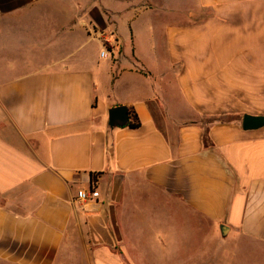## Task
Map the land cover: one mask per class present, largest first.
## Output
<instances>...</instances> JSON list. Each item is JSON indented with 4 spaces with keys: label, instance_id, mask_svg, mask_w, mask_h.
Segmentation results:
<instances>
[{
    "label": "crops",
    "instance_id": "crops-1",
    "mask_svg": "<svg viewBox=\"0 0 264 264\" xmlns=\"http://www.w3.org/2000/svg\"><path fill=\"white\" fill-rule=\"evenodd\" d=\"M44 1L0 0V260L62 264L80 245L117 264L156 225L168 252L176 212L264 245V126L241 124L264 115V0H97L115 16L103 40ZM117 106L140 126L112 127Z\"/></svg>",
    "mask_w": 264,
    "mask_h": 264
},
{
    "label": "rangeland",
    "instance_id": "rangeland-1",
    "mask_svg": "<svg viewBox=\"0 0 264 264\" xmlns=\"http://www.w3.org/2000/svg\"><path fill=\"white\" fill-rule=\"evenodd\" d=\"M156 1L158 4H165V0ZM72 2L77 3L76 10L71 8V5L75 4ZM39 4L43 9L37 12H49L51 7L52 19H50L53 24H55L54 15L58 17L61 16V11H70V16L74 15V25L80 26L81 22H86L83 27L92 36L95 35L97 37L99 34L103 40L106 36L113 35V32L109 31V27H106L105 31L101 27L104 24L113 22L115 16L108 9L99 8L97 0H51ZM98 10L100 15H97ZM91 15H94V21ZM42 16L45 17L44 15ZM43 17L38 15L36 19L32 18V20L23 21L25 23L19 26V32L24 33L26 36V44L30 45L29 42H34V40L41 38L39 31L46 26L44 23L50 20ZM122 18L119 21V30L124 35L129 26L126 23L127 17L123 15ZM52 28L54 29L55 26L52 25ZM113 28L114 26H112ZM95 32L97 34L93 35L92 33ZM18 52L20 51L16 48L15 50H9L5 55L18 59ZM99 53L101 58H105V54L112 58L109 50L105 47H102ZM0 70H4V68H0ZM17 71L18 68H13L11 74L17 73ZM9 72H2V75ZM175 219V227L171 231V234L174 233L175 243L167 245L165 250L168 252L158 250L162 249L160 239L162 235L160 233L163 231L157 225L151 226L149 229L145 227L139 230V237L144 241V248L140 251L136 246H133L130 258L121 257L115 262L117 264H264V245L244 238L241 239L234 230L227 235H223L221 229L223 224L216 225L210 221L200 220V218L195 216L190 217V215L183 212L181 214L176 212ZM77 249L71 257L63 260L62 264L97 263V260L92 255L93 253L85 252L80 245H78ZM107 262V259L102 260L103 264H107ZM0 264L9 263L0 260Z\"/></svg>",
    "mask_w": 264,
    "mask_h": 264
},
{
    "label": "water",
    "instance_id": "water-1",
    "mask_svg": "<svg viewBox=\"0 0 264 264\" xmlns=\"http://www.w3.org/2000/svg\"><path fill=\"white\" fill-rule=\"evenodd\" d=\"M130 121L129 109L126 106H117L109 110V124L113 127L116 124L126 125ZM242 128L245 131L257 130L264 126V115L245 114L242 118ZM222 234H228V227H221Z\"/></svg>",
    "mask_w": 264,
    "mask_h": 264
},
{
    "label": "built area",
    "instance_id": "built-area-1",
    "mask_svg": "<svg viewBox=\"0 0 264 264\" xmlns=\"http://www.w3.org/2000/svg\"><path fill=\"white\" fill-rule=\"evenodd\" d=\"M106 48V47H105ZM107 50H109L107 48ZM105 57H108L107 54L104 55ZM80 199L83 200V201H88L90 199H95V198H98L99 197V192L96 191V190H92L90 192H81L80 194Z\"/></svg>",
    "mask_w": 264,
    "mask_h": 264
},
{
    "label": "trees",
    "instance_id": "trees-1",
    "mask_svg": "<svg viewBox=\"0 0 264 264\" xmlns=\"http://www.w3.org/2000/svg\"><path fill=\"white\" fill-rule=\"evenodd\" d=\"M127 126L131 129H137L140 126V120L134 111L130 112V121L128 122Z\"/></svg>",
    "mask_w": 264,
    "mask_h": 264
}]
</instances>
